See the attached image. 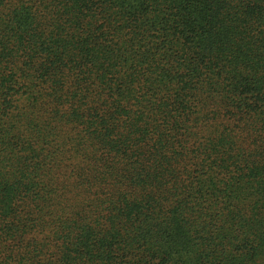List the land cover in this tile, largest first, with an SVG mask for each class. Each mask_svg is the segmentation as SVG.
<instances>
[{
    "label": "trees",
    "instance_id": "16d2710c",
    "mask_svg": "<svg viewBox=\"0 0 264 264\" xmlns=\"http://www.w3.org/2000/svg\"><path fill=\"white\" fill-rule=\"evenodd\" d=\"M0 264H264V0H0Z\"/></svg>",
    "mask_w": 264,
    "mask_h": 264
}]
</instances>
